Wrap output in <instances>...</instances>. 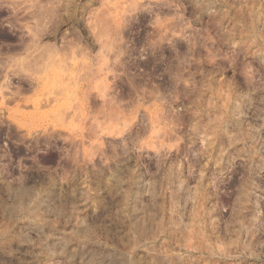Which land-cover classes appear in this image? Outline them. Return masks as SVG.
<instances>
[{"label":"rangeland","instance_id":"rangeland-1","mask_svg":"<svg viewBox=\"0 0 264 264\" xmlns=\"http://www.w3.org/2000/svg\"><path fill=\"white\" fill-rule=\"evenodd\" d=\"M0 264H264V0H0Z\"/></svg>","mask_w":264,"mask_h":264},{"label":"bare ground","instance_id":"bare-ground-1","mask_svg":"<svg viewBox=\"0 0 264 264\" xmlns=\"http://www.w3.org/2000/svg\"><path fill=\"white\" fill-rule=\"evenodd\" d=\"M2 97V96H1Z\"/></svg>","mask_w":264,"mask_h":264}]
</instances>
